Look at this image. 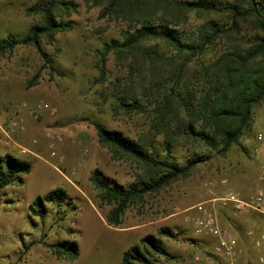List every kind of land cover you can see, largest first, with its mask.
Returning a JSON list of instances; mask_svg holds the SVG:
<instances>
[{
    "label": "rangeland",
    "instance_id": "1",
    "mask_svg": "<svg viewBox=\"0 0 264 264\" xmlns=\"http://www.w3.org/2000/svg\"><path fill=\"white\" fill-rule=\"evenodd\" d=\"M65 1H71L74 9L60 18L70 21L72 29L55 34L51 43H40L57 73L43 69L38 82L27 88V81L43 64L38 52L18 46L10 55L0 57V126L6 128L13 121L19 125L7 144L0 136V157L10 154L31 165L29 174L0 189V264H121L124 252L132 247L143 249L141 240L146 236L160 239L165 249L164 256H152L153 264H227L213 254V238L194 233L190 219L196 213L191 209L228 192L247 200L262 187L264 101L253 110L238 144L225 156L191 140L175 145L170 158L179 164L194 153L208 154L210 159L186 178L129 206L118 226L109 224L106 217L112 207L100 204L99 191L89 181L93 170L99 169L110 185L124 190L138 187L144 169L132 160H112L109 152L99 147L90 122L132 139L152 136L159 150L163 138L151 130V108L140 90L137 96L147 112L126 113L115 107L113 94H120L113 91L112 82L127 70L115 65L113 55H108L105 63L106 80H98L97 51L121 41L127 24L101 18L100 8L90 0ZM40 2L45 0H0V39L8 35L23 38L29 27L39 22V16L27 15L26 9ZM255 32L248 19L241 22L240 35L246 42ZM219 50V46L213 47L204 58H215ZM45 105L51 111L38 109ZM49 133L61 138L54 144L55 157H50ZM56 188L65 192L64 199L43 202L38 216L34 200ZM211 212L219 226L230 232L226 209L215 206ZM228 212L241 220L239 224L250 215L257 216L251 211ZM163 230L167 234L162 235ZM63 242L76 243L75 259L59 257L49 248ZM137 258L140 262L136 264H144ZM239 264H247L242 252ZM254 264H259L257 259Z\"/></svg>",
    "mask_w": 264,
    "mask_h": 264
},
{
    "label": "trees",
    "instance_id": "2",
    "mask_svg": "<svg viewBox=\"0 0 264 264\" xmlns=\"http://www.w3.org/2000/svg\"><path fill=\"white\" fill-rule=\"evenodd\" d=\"M100 8L101 18L126 23L118 42L105 44L97 51L98 80H106L105 63L114 56L115 65L126 74L115 77L113 91L120 94L115 107L126 113H144L137 91L148 99L151 108V130L162 134L163 146L155 148L152 136L132 139L120 131L108 130L90 122L99 147L112 160H132L144 169L138 187L120 189L110 185L99 169H94L90 183L99 191L100 204L111 206L106 220L113 226L132 204L148 194L158 192L177 180L186 178L197 165L210 159L208 154H192L184 164L170 158L179 142L191 140L225 156L238 144L251 121L253 110L264 101V0H90ZM74 4L65 0H45L26 9L27 15H38L39 22L26 35L0 39V57L10 55L18 46L33 47L42 59V67L27 81V88L38 82L43 69L57 73L41 49L59 32L72 29L68 16ZM58 18V19H57ZM60 18V19H59ZM225 19V20H224ZM246 19L256 28L250 40L240 35V24ZM215 46L216 57L205 55ZM165 151L161 156L160 152ZM27 161L5 154L0 157V189L13 185L16 178L29 174ZM62 189L38 196L33 205L41 217L43 202H60ZM167 234L166 230L161 231ZM143 249L132 247L123 253L121 264H153L152 256H164L160 239L146 236ZM67 260L77 256L75 242L49 245Z\"/></svg>",
    "mask_w": 264,
    "mask_h": 264
},
{
    "label": "built area",
    "instance_id": "3",
    "mask_svg": "<svg viewBox=\"0 0 264 264\" xmlns=\"http://www.w3.org/2000/svg\"><path fill=\"white\" fill-rule=\"evenodd\" d=\"M38 109L50 110L46 105L39 106ZM18 128L19 125L15 121L11 122L6 128L0 126V136L2 139H5L4 143L7 144L10 135ZM47 136L49 138L48 148L50 150V157H55L56 151L54 149V144L60 142L61 138L59 135L51 136V133L47 134ZM258 139L260 140L261 137H258ZM25 151L26 149L22 150L23 153ZM58 161L61 162L62 158H58ZM259 180L263 183L262 187L257 190L254 196L247 200L241 199L236 193L228 192L221 197L212 198L208 203H198L191 209L196 213V216L190 219L194 228V233L197 235H208L213 238L215 240L212 249L213 254L224 260L227 264H239L241 250L238 247L237 238L219 226L217 218L211 212L215 206L221 209L230 208L235 213L251 211L260 217L263 229L256 238L255 245L260 249L258 262L259 264H264V164L260 167ZM246 236H252V231H247Z\"/></svg>",
    "mask_w": 264,
    "mask_h": 264
},
{
    "label": "crops",
    "instance_id": "4",
    "mask_svg": "<svg viewBox=\"0 0 264 264\" xmlns=\"http://www.w3.org/2000/svg\"><path fill=\"white\" fill-rule=\"evenodd\" d=\"M225 209L226 218L231 221V229L230 232H228L238 240V246L242 252V261L247 264H254V261H256V259L258 260V257L260 255V249L255 245V240L263 229L262 220L260 219V217H258L257 214H255L257 216L250 215L248 219L244 220L243 224H239L241 223V220H239L238 218H233L228 212L231 209ZM245 228L253 230L252 237L246 236V232L249 230L243 231V229Z\"/></svg>",
    "mask_w": 264,
    "mask_h": 264
}]
</instances>
